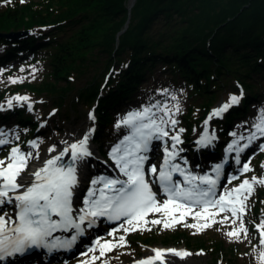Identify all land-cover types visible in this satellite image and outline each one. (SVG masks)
Here are the masks:
<instances>
[{
  "label": "snow or ice",
  "instance_id": "obj_1",
  "mask_svg": "<svg viewBox=\"0 0 264 264\" xmlns=\"http://www.w3.org/2000/svg\"><path fill=\"white\" fill-rule=\"evenodd\" d=\"M12 82L18 81L13 79ZM160 95L177 101V97L167 89L161 90ZM242 97L241 87L240 95H230L227 102L213 110L205 121V130L196 141L199 146L207 147L215 140L214 134L207 130L208 121L222 118L223 113L239 104ZM13 101L21 106L28 102L31 110L30 97L16 95L6 101L7 108L14 107ZM4 107L0 105V110ZM180 112L178 101L171 106L168 101H155L120 118L115 127L127 128L129 134L112 147L109 155L123 178L101 175L91 179V186L85 189L86 196L82 201L78 193L81 183L89 182L85 170L88 158L93 156L89 141L95 132L94 127L74 138L72 143L61 140L59 143L63 147L58 153L55 145L47 148L45 159L40 166L34 165L31 171L28 170L29 162L40 161L38 150L41 142L35 139L28 142V147L36 150L35 155L33 151L23 150L19 144L12 146L8 156L0 159V260L22 255L32 249H46L49 252L70 250L87 229L97 226L101 218L106 222L119 221L120 224L108 233L116 243L105 241L102 244L98 238L88 248L89 252L99 251V256H94V260L104 257L113 248L124 247L128 232L151 231L148 224L162 225L164 229H173L180 224L201 232L212 226L207 221L219 213H229L234 218L231 221L233 231L227 233L229 237L239 239L241 232L246 237L243 216L248 209L247 201L256 186L264 185V177H245L239 185L225 188L223 194L217 196L224 164H215L210 173H193L187 158L180 156L184 149L178 147L183 143L181 134L185 131L177 128L179 121L175 117ZM89 119L95 120L94 111L89 113ZM230 135L234 139L227 145L226 152L237 165H241V154L254 141L264 137V110L247 135L236 132ZM19 139V134L10 138L9 133L0 130V148ZM153 141L161 142L163 147L164 156L159 169L155 163H149ZM260 150L264 151V146ZM47 153L57 154L48 156ZM178 158L182 163L177 162ZM250 164L251 160L248 159L241 165V175L254 171ZM176 174L182 177V181L174 180ZM238 178V175H232L228 183ZM154 186L165 197L163 202L157 199ZM77 201L82 202L83 206H77ZM5 206L13 208L14 217ZM210 208L218 211H210ZM150 214H159V218L149 220ZM189 216L196 222L188 224L185 218ZM237 219L240 220L239 228H235ZM226 220L228 216L219 223L223 224ZM216 222L212 219V223ZM125 224L129 227L125 228ZM256 227L260 230V243L264 246V221ZM121 229L125 235L116 237V232ZM57 232L70 235L62 238L54 235ZM151 251L153 255L134 264H177L173 257L183 259L191 255L186 250L175 248H153ZM261 256L264 257V253Z\"/></svg>",
  "mask_w": 264,
  "mask_h": 264
},
{
  "label": "trees",
  "instance_id": "obj_2",
  "mask_svg": "<svg viewBox=\"0 0 264 264\" xmlns=\"http://www.w3.org/2000/svg\"><path fill=\"white\" fill-rule=\"evenodd\" d=\"M12 1L0 7V32L38 28L39 33L18 40L1 37L0 44L11 47L0 62L22 57L20 51H33L51 70L44 82L15 84L10 92L46 93L65 109L69 103L75 107V97L91 108L99 100L100 134L111 124L110 107L130 99L159 63L166 66L165 74L190 86L193 100L201 97L202 104H192L185 114L191 127L197 123L196 111L201 112L198 121L203 120L224 87H242L247 93L244 108L234 115L244 113L258 96L255 75L264 76V0H136L132 10L129 0ZM129 18V27L119 35ZM157 26L162 29L155 31ZM95 51L108 56L107 69L120 64L102 98L103 72L86 88L75 83L92 68ZM20 119L33 124L24 112ZM182 239L213 255L223 252V238L216 230L192 235L178 228L131 236L132 242L149 244Z\"/></svg>",
  "mask_w": 264,
  "mask_h": 264
},
{
  "label": "rangeland",
  "instance_id": "obj_3",
  "mask_svg": "<svg viewBox=\"0 0 264 264\" xmlns=\"http://www.w3.org/2000/svg\"><path fill=\"white\" fill-rule=\"evenodd\" d=\"M27 1L29 0H21L20 2L23 3ZM12 2V0H0V7L8 5V3L12 4ZM159 28L162 29V27L157 26L155 28V31H157ZM54 31L56 30L54 29ZM69 33L70 32H68V34ZM6 48V46L0 47V53L3 52ZM42 51L44 50L42 49ZM95 53L96 55H94L95 57L94 62L92 63V68L88 69L86 73H84L83 75L81 74V76H79L78 79L75 80L77 86L81 88H86L91 85V82L94 81L95 76H98L102 72L104 73L102 79L103 81H105L106 75L110 71L109 69L104 67L106 65V62L108 61V56L106 54H102L100 51H95ZM36 57L37 58L32 59V54H29L27 57H22L16 61H9L8 63L0 64V95L3 90H9L14 88L15 84L28 82L40 84L45 80L49 79V70L51 69L48 65V62H46L43 58H40L41 54L37 55ZM119 65L120 64L118 63L116 66L117 69H120ZM165 68L166 66H163L161 63H159L153 69L147 79L142 82L139 89L132 94L131 99L127 100V104L125 105V107L127 108L126 110H112V112L110 113L112 123L110 126L105 128L102 135V140H104L103 145L101 143V140L99 141L100 143L96 144V146H99V150L105 151L107 155H109L108 153H110L112 147L117 145L123 139V137L127 135L126 132H124L128 130L127 128L115 127L117 121L122 118L127 112L140 109L142 106L148 105L149 103L155 101H168L170 106L175 104L177 101L179 102L181 112L175 117L179 121L177 128H183L185 129V131L182 133L183 138H181L183 140V143L178 147L184 149L183 153L190 149H198L200 147L196 143V141L202 135V132L205 130V121L208 117H206V120L204 121L201 120L198 123H195V127H193V132L191 133L187 120L185 119V114L188 112L189 107L192 104H196V106H198L199 104H202L203 101L200 100V96H198V99L193 100L190 95V86H187L181 81L176 82L170 74L168 75L164 73L163 70ZM255 76H257L255 77V81L259 82L258 96L253 99V101L250 103V106L246 113L241 114L239 116H235V118H233L232 126L229 129L228 133L225 135L226 138H228V136H231L230 133L232 132H236L237 134L244 133L245 135H247V131L251 129V126L257 123L260 119V113L262 110H264V76H259L258 74H256ZM13 79L17 80L18 82L13 83ZM66 83H69V81H62V84L65 85ZM164 89H167L172 95H175L177 97V101L171 100L168 96L160 95L161 90ZM108 90L109 89H107V91ZM232 94L240 95V92H237V89L232 87L222 88L218 92L217 99L213 104L212 112L220 105V103L225 100L228 101L230 95ZM16 95L30 97V102L32 105L31 110H29L28 102L23 103V105L21 106L17 105L16 102L13 101L14 107L7 108L6 101L12 97H15ZM46 95V93L30 92L28 89H22L21 92H17V94H13L12 91L10 92L9 90L7 91L5 97L3 99H0V105L5 106L3 110H0V130H3L4 132H10L13 135L19 134L20 137V139L18 140L19 142L10 144L2 148L0 152V159H4L5 157H7L10 148L15 144H20L21 148L25 151H33V154L35 155L36 150L29 148L27 143L22 146L24 140L26 141L30 134V140L35 139L41 142L38 150L40 154V159L46 153L47 148L52 147L53 145H55L56 148H61L63 145H61L59 142L61 140H64L69 134L77 133L75 134L77 136L83 135L86 127L88 126V122L92 121L89 119V113L93 112V109H90L89 105L86 102H78L79 98L77 97H75V101H77L75 107L72 108L73 105L70 103L67 105V109L62 106L58 107L54 103V100H52ZM13 111L16 112L12 114L11 112ZM21 112H24V116H30L32 117L33 121L41 124V129H39L37 133H30L33 126L27 123L24 124V122L20 118H18ZM53 112L54 114H51ZM200 113V110L196 111L197 121L199 120ZM92 123H94L95 125L98 124L96 118ZM223 126V121H214V119H212L210 125H207V129L215 127V129L217 128L220 133V130L221 128H223ZM98 154L99 152L97 153V155ZM262 155L263 153L260 155L258 160L257 158L254 159L251 156L250 165L254 169V171L243 174V176L238 178V180H235L228 186H225L224 189L234 187V185H239L245 177L251 178L254 175L256 177H264V171L262 169L264 168V157ZM37 162L38 161L36 160L30 161L28 165V170L31 171L33 166ZM99 162L101 163V161ZM109 167L111 169V172L114 169H117L112 159L110 161ZM260 186L255 187L253 194L247 201L248 209L246 211V214L243 216V224L247 228L246 237L243 232L240 233L239 239H236L235 237H229L227 235L228 232L233 231L234 227L231 223L232 219L234 218L231 217L229 213H219V215L210 218L207 221L208 223H211V227H217L218 232L223 237L224 248L222 250L223 252L220 255H213V251H208L207 248L200 246L198 243H189L186 239L180 240L181 242L158 241L151 244L143 243L141 241H135L133 243L131 242V244L126 243L124 247L116 248L114 252H106L105 256L100 258L101 261L100 259L94 260L93 258L87 259L75 257V259L66 263L104 264V262L106 261L107 264H124L127 261L135 260L137 258L153 254L151 251V249L153 248L163 247L175 249L185 248L189 251V253H191V256L188 260L190 262H193L194 264H264V257L261 256V253H264V246H262L260 243L261 234L260 230H258L256 227L257 225H260L262 221H264V195L262 196V198L261 196H259L258 188ZM223 191L221 194H223ZM260 199L261 210H259L260 212L258 214L255 211V206L259 203L258 201ZM6 210L10 214L13 213V209L10 206H6ZM197 210L199 209H194V211ZM209 210L214 212L218 211V209ZM225 216H228V220H226L223 224L219 223V221ZM155 218H159V214L148 216L149 220ZM212 219L217 222L212 223ZM185 220L188 224L196 222V220H194L191 216L186 217ZM239 225L240 220L237 219L235 228H239ZM127 227L129 226L125 224V228ZM147 227L152 229H156L157 227V231L159 232H161L160 229H164L162 225L148 224ZM211 227H208L201 232H197L196 230L190 227L187 228L193 234H201ZM130 232H128L127 234H129ZM115 235L116 237H119L121 235H125V233L123 229H121L120 231L116 232ZM104 238L101 241L102 244L105 241H109L110 239L113 243H116V241L113 240V237L109 236L108 233ZM92 253L94 252H89V258L91 257ZM95 255H99V251H96ZM113 255L116 257H113Z\"/></svg>",
  "mask_w": 264,
  "mask_h": 264
},
{
  "label": "bare ground",
  "instance_id": "obj_4",
  "mask_svg": "<svg viewBox=\"0 0 264 264\" xmlns=\"http://www.w3.org/2000/svg\"><path fill=\"white\" fill-rule=\"evenodd\" d=\"M75 134H77V133H75ZM74 133L73 134H67L68 136H66V138L64 139V140H68V142L69 143H72V142H74V138H76V137H80V136H77V135H75ZM91 141V140H90ZM89 141V147H90V149L93 151V154H96L97 155V150H98V148H96V146H94L93 144H91V142ZM63 147V146H62ZM61 147V148H62ZM61 148L59 147V148H56L57 149V153L61 150ZM57 153H47V155L48 156H52V155H56ZM45 157H46V153L44 154V156L40 159V161L39 162H37L36 164H35V166H40V164H41V162L45 159ZM89 162V161H88ZM88 166H89V164H88ZM88 166H87V168H86V174L88 175V173H89V168H88ZM32 170H33V168H32ZM115 177H121L122 178V176H118V175H116ZM114 177V178H115ZM82 188H83V182L81 183V185H80V191H79V193H78V195H80L81 194V192H82ZM157 248H162V249H168V248H163V247H157ZM178 250H186L185 248H181V249H178ZM186 251H188V250H186ZM189 252V251H188ZM43 254V257L44 258H46V255L44 254V253H42ZM151 255H153V254H151ZM150 255V256H151ZM191 256V255H190ZM190 256H187V257H184L183 259H180V258H177V257H173V259H175L176 261H177V264H194L193 262H190L188 259H189V257ZM113 257H116V256H114L113 255ZM27 258H35V254L33 253V255H30V256H28ZM40 261V258H35V259H33V260H30L29 261V264H36V263H38Z\"/></svg>",
  "mask_w": 264,
  "mask_h": 264
},
{
  "label": "water",
  "instance_id": "obj_5",
  "mask_svg": "<svg viewBox=\"0 0 264 264\" xmlns=\"http://www.w3.org/2000/svg\"><path fill=\"white\" fill-rule=\"evenodd\" d=\"M135 3H136V0H129V9L130 10H132ZM129 23H130V18L127 20L123 30L119 33V35L127 30V28L129 27ZM34 31H35V29L12 31V32H7V33L6 32H0V37L20 38V37L32 34Z\"/></svg>",
  "mask_w": 264,
  "mask_h": 264
}]
</instances>
